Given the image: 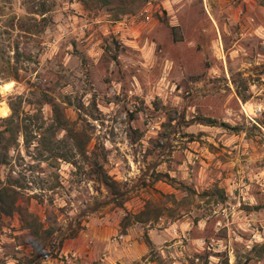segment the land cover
I'll list each match as a JSON object with an SVG mask.
<instances>
[{
    "label": "rangeland",
    "instance_id": "rangeland-1",
    "mask_svg": "<svg viewBox=\"0 0 264 264\" xmlns=\"http://www.w3.org/2000/svg\"><path fill=\"white\" fill-rule=\"evenodd\" d=\"M107 1L0 0V264H264V0Z\"/></svg>",
    "mask_w": 264,
    "mask_h": 264
},
{
    "label": "trees",
    "instance_id": "trees-1",
    "mask_svg": "<svg viewBox=\"0 0 264 264\" xmlns=\"http://www.w3.org/2000/svg\"><path fill=\"white\" fill-rule=\"evenodd\" d=\"M100 1H104V3L109 2L107 0H100ZM141 0H139L138 2H140ZM137 1L136 0H132L130 7H132L133 5L136 6L135 4ZM14 59H15V63L12 65L11 64V59L9 57V60L7 61L8 67H7V71L4 72L5 77L3 78V80L8 83L10 81H19L21 79V69L19 67L18 64H20V58L22 56L21 52L19 51L18 45L16 47H14ZM52 104V103H51ZM52 106H54V104H52ZM54 111L57 117V122H58V126L61 128H65L68 127V122L67 120L64 118V116L57 110V108L54 106ZM12 109V115L4 118V119H0L1 124H0V142L3 139H6V136L8 134H10L13 139H19L20 135H23L24 139H33V135L31 132V127L26 126V125H22L21 123H19V121H17V118L19 120V115L17 114V110L11 106ZM37 116V113L34 115H29L28 116V120L29 119H34ZM21 121V120H20ZM199 124H208L210 126H216L215 124L216 121L208 119V121H199ZM222 127L225 128H229L228 125L226 124H221ZM40 138L43 139V137H45L44 133L40 134ZM6 156L3 157L1 164H3L6 160ZM101 168H99L98 174L101 175L103 177L102 182L107 185L109 188H114L117 183L114 182L110 177H108V175L106 173H104L103 171H100ZM15 188L14 183L10 182V184L8 183V186L0 188V213H2L4 216L6 217H11L15 212H19L23 222L26 223V229L28 230H33V228L36 226H33V224H38V218L35 217L32 213H30L28 210L26 209H21L20 207H16V201L15 199H11V201H7L5 199L6 196L10 197V194L16 193V190L13 189ZM127 194V191H117L115 190L113 193V197L112 199H107L106 201H99V200H95L93 201L92 204H89L88 207L86 208V210H89L88 212H85V214H93L95 212H97L101 207H103L105 204H108L109 202L116 201L119 200V198H123L125 195ZM8 198V197H7ZM12 198V197H11ZM143 213L140 215H137L136 217L138 218V222L140 223H145V219L143 217ZM32 222V223H30ZM32 224V225H31ZM37 232V230L35 231ZM47 256V255H45Z\"/></svg>",
    "mask_w": 264,
    "mask_h": 264
},
{
    "label": "built area",
    "instance_id": "built-area-1",
    "mask_svg": "<svg viewBox=\"0 0 264 264\" xmlns=\"http://www.w3.org/2000/svg\"><path fill=\"white\" fill-rule=\"evenodd\" d=\"M262 112H263L262 107H257V108H256V114H260V113H262Z\"/></svg>",
    "mask_w": 264,
    "mask_h": 264
}]
</instances>
